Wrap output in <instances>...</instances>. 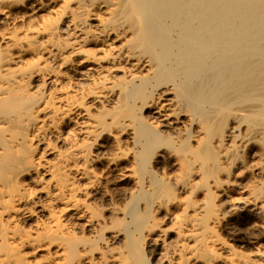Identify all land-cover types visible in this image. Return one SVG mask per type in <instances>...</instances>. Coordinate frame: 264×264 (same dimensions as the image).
I'll return each mask as SVG.
<instances>
[{
    "label": "bare ground",
    "instance_id": "obj_1",
    "mask_svg": "<svg viewBox=\"0 0 264 264\" xmlns=\"http://www.w3.org/2000/svg\"><path fill=\"white\" fill-rule=\"evenodd\" d=\"M44 14L54 15L55 27L44 20ZM27 15L43 20L34 21L38 23L35 30L24 26L16 34L9 31V25ZM0 25L6 28L0 34V48H6L7 53L0 57V264H26L18 255L32 242L30 237L9 230L13 220L25 219L30 213L25 206L31 193L21 177L43 170L40 175L46 174L51 181L54 192L46 195L47 200L39 207L41 211L51 204H61L62 215L74 221L85 217L86 210L76 196L87 193V184H82L84 188L74 182L69 184L68 175L62 174L63 167H68L73 180L88 178L86 153L80 149L95 142L102 133L101 129L98 133L99 125L103 124L91 117L83 103L86 99L91 105L108 99L112 109L117 107L116 113L109 112L113 120L108 118L107 127L119 128L116 141L118 135L129 132L137 149H132L133 164L141 178L149 173V161L158 150L167 148L170 153L186 157L190 153L193 162L189 157L179 162H187L185 166L197 163L200 169L207 166L206 172L209 178L213 177L216 188L236 186L237 198L225 196L228 211L246 216L264 230V0H28L25 5L22 0H0ZM41 37L43 41L36 47L34 57L58 68L71 64L75 82L87 81L90 86L85 89L73 82L74 95L64 93L59 100L61 107L48 102L38 106L36 101L33 104L38 105L30 109L31 116H18L19 86L24 83L26 72L10 77L5 62L11 61L10 49L14 51V61L19 63L31 40ZM54 71L45 68L41 73L48 84L59 78ZM71 112L72 135L83 141L72 144V156L66 157L68 161L72 159V166L64 160L56 171L39 162V157L30 156L19 164L11 162L24 144L29 145L33 139L43 141V133L55 131L59 119ZM21 120H29V139L11 134L12 126ZM256 146L260 150L254 151ZM247 157L251 158L249 164ZM113 159L108 164H116L118 158ZM248 172H252L253 181L242 185L240 179ZM40 177L30 178L31 182H40ZM123 177L130 175L123 173ZM217 177L225 180L217 183ZM157 180L153 182L161 188ZM139 196L151 200L145 192ZM139 196L137 199L141 200ZM149 200L148 211L152 204ZM135 202L134 199L129 209L131 222H125L133 226L127 232V246L135 264H147L140 247L142 231L147 226L151 233L155 225H149L151 215L139 214L135 207L139 202ZM195 213L194 217L175 218L178 226L174 224L177 232L172 249L163 247L160 233L155 236L152 245L161 250L156 253L160 264H208L203 253L215 248L227 253L226 264H264V248L257 245L248 258L215 235L199 245L201 225ZM47 214L50 221L39 230L49 235L61 226L54 211ZM219 220L214 217L212 225L217 226ZM127 224L124 229L130 228ZM136 232L139 236L133 235ZM235 240L248 243L239 237ZM77 245V240L69 239L65 248L60 246V259L55 264H65L67 256L73 262Z\"/></svg>",
    "mask_w": 264,
    "mask_h": 264
},
{
    "label": "rangeland",
    "instance_id": "obj_2",
    "mask_svg": "<svg viewBox=\"0 0 264 264\" xmlns=\"http://www.w3.org/2000/svg\"><path fill=\"white\" fill-rule=\"evenodd\" d=\"M27 1L28 0H22V3L25 5ZM57 1L72 3L73 0ZM44 15H46L44 20H47V23H49L50 26L55 27L54 15ZM27 16L23 19L19 17V21L16 20L12 24L14 26L9 25L7 27L9 31L16 34V32H20L24 26V28L28 27L35 30L38 27V23L36 22H41V20H43L41 19L42 17H39L36 18L38 20L34 22L36 19L31 17L33 19L31 20L30 16H28V21ZM24 22H27V24L25 25ZM5 31L6 28L0 25V34ZM31 41V44L33 45H26L28 47H26V52L21 60L22 62L20 61L18 63L16 62L17 60L14 61L15 54L14 51L10 49L9 54H11L12 62L10 61L9 63H6L4 61L5 65L9 67L8 74L10 77L14 76L15 78V75H18L20 71L24 73L26 72L24 83L19 86V89L21 88L19 90V96L21 94V102L18 107V116L30 115V109L33 110V107L38 105L33 104L36 101L39 103L38 106H42L44 103L48 102L56 107H61L62 104L61 101L59 103V100L64 93H67L71 97L74 95V93H72V90H74V85L72 86L73 82L76 83L77 86L85 89L90 86L87 81L84 83L75 82V78H72L73 73L72 66H70L71 64L66 68H58L51 62H44V60L36 59V57H34V52L43 39L41 37L32 39ZM5 49L6 48H0V57L4 56L6 53ZM45 68L54 69V75L59 76L58 80L48 84L46 78H43L41 74ZM40 69L42 71H40ZM115 80L119 81L120 78L118 79V76H116ZM80 84H82V86ZM83 103L87 105L91 117L94 120H98L99 124L100 122L103 124V126L99 125L98 133H102L98 135L99 137L96 140H94L95 142L92 141L87 147L80 149L82 151L84 150V153H86L85 160L88 161V166L87 164L86 166L89 168L88 173L90 175L88 174V178L83 180H77L74 178V180L77 181L75 182L71 174L72 172L67 169L68 167H63L64 172L62 175H68L67 182H69V184L74 182L78 187L83 186L85 183L87 184V193L76 196L81 202L84 210H86L85 217L81 221H74L72 218L68 217V215H62L60 213L62 208L61 204H51L50 208L41 211L39 207L47 200L46 195L54 192L53 187L51 186V181H48V178L45 176L46 174L40 175L42 174L40 172L43 170L21 177L24 186L27 187L31 193L30 200L25 206L28 208L27 211L28 213L30 212L28 214L30 216L27 215L25 219L13 220L12 223H14H11L12 226L9 230L13 233L25 235L32 239L31 244L22 248L18 255V257L22 258L26 264H55V262L60 259L59 254L61 253V250H59V247L63 245L65 248L69 239L78 241L77 257L75 255V259H73L74 261L72 262V257L67 256L64 260L65 264H135L132 254L129 252L127 246V235L132 231L133 227L132 225L127 224L128 222H131L129 209L131 204H133L134 199L137 203L139 202L135 206L136 210L139 211V214H143L144 212L147 216L151 215L149 218L150 221H148L149 225H155V228L153 227L154 229L150 231L151 233H149V227H145L148 234L146 233L147 231L145 228L143 229L142 238L144 240L140 238L141 233L139 237L142 241L140 244L141 251L144 254L147 264H160L157 259V257L159 258L157 254L160 253L161 250L159 251V248L157 249L156 247L153 248L152 241L154 238L160 233V240L162 239L161 244L162 241L164 243L162 244L163 247L165 246V249L166 247L168 249L172 246L174 247L176 242L175 233L177 232L175 218H179L178 216L185 218V216L192 215L194 211L196 212V215L194 214L196 216L195 218L197 219L198 224L201 225L199 245H202L208 236L215 235L214 237L219 239L220 242L231 245L233 249L238 251L244 258H248V256L252 255L254 245L264 248L263 228L254 226V223L249 221L244 215H238L228 211V205L225 203L227 198L225 196L227 195V197L230 196L232 198H237L239 196V190L236 186L227 185L226 188H216L217 184H214L213 177L209 178V175L206 172V169L208 168L207 166L201 167V169L203 168L202 170L197 163H191V165L188 164L185 166L187 163L186 160H184L186 163L179 161L185 159L186 156H182V154L173 151L170 153L169 149V152L165 150L167 148L160 150L161 152L158 150L154 153L155 155H152L153 157H151L152 159L149 161L150 164H148L149 173L141 178L135 168L136 165L133 164L134 153L132 152L134 149H137L131 141V135H129V132H127L128 134L125 133L124 135H118L119 140H122L119 142V140H115V135L118 133L119 128L116 126L115 128L113 125L107 127V124L110 122L108 118L113 120L112 116H110V114H112L111 111H115L114 109H117V107L112 109L113 106H110V100L108 99L101 104L91 105L87 99L84 100ZM32 113L33 111L31 114ZM26 118L28 119V117ZM116 120L117 119H115V121ZM104 126L105 131L103 129ZM28 127L29 120H21L12 126L11 134L17 138L29 139L31 129L29 130L30 127ZM73 128L74 123L71 112L62 119H59L55 131H45V134L43 133V141H41V138L39 139L41 142L38 141L40 142L38 143L37 139H33L29 142V145L28 143H26V145L24 144L20 149L21 152L16 156V160L12 159L11 162L19 164L23 159L30 156L32 159L39 157V162H42L43 164L46 163L47 166L49 165L56 171L60 168L61 161L64 160L72 166V159L68 161L66 157L72 156V144L79 145L83 142L80 140L79 136L77 137L75 135V137L72 135ZM72 137L74 138L72 139ZM117 142H119V145L116 144ZM259 146L261 147L262 145L259 144ZM260 147L256 146L254 151L260 150ZM187 154L186 159L188 160L189 157L190 162H193L191 161L194 160L192 155L190 153ZM113 158H118L114 161L116 164H108ZM250 159L251 158L249 157L246 158L248 164L251 162ZM187 166H189L188 168L190 170H188ZM123 173L124 175L129 174L130 177H123ZM35 174L41 176L38 178L40 182L36 181L38 183L31 182L30 178L37 177ZM156 179L161 182V188L154 184L153 180ZM241 179L240 181L242 182V185L250 184L251 181H253L252 172L244 174ZM223 180L225 179L221 177L215 179L217 183L220 181L223 182ZM212 181L214 182L213 184ZM89 182L91 184H88ZM78 183L80 184L78 185ZM86 184L84 185L85 187H87ZM156 187L158 188L156 189ZM143 188L146 191H144ZM142 192H145L148 196L151 195L148 197L151 198V200L148 199L149 202H152V204L149 203L151 204L149 206L150 211H148V206L146 204L148 200L144 199V202V200H142L143 198L141 199L139 196ZM156 192L159 194L157 195ZM159 195L160 197L157 198ZM138 196L141 200L137 199ZM158 207L160 209H158ZM51 210L54 211L55 217H58L61 229L57 232L54 231L55 233L53 232V234L47 235L42 230H39V228L42 227V224L43 227L47 226L46 224L50 221L47 213H50ZM147 211L148 213L150 212V214H148ZM66 214L70 213L68 212ZM214 217L220 219L217 226H213L211 223V220ZM120 222L121 224L124 222L122 226H120L121 224L119 225ZM74 223H76V225H74ZM124 224H127L130 228L126 229L125 226L124 229ZM174 224H176L175 227ZM150 229H152V227ZM133 232L135 231L133 230ZM133 235L139 236L137 232L133 233ZM238 237L248 243H237L235 239ZM203 256V259L208 261V264H226L224 262V257L227 256V253L223 250L215 248L209 253H203Z\"/></svg>",
    "mask_w": 264,
    "mask_h": 264
}]
</instances>
